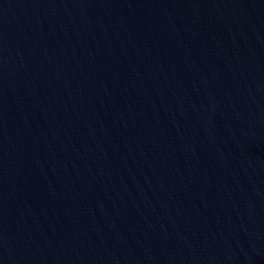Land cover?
Wrapping results in <instances>:
<instances>
[{
    "label": "water",
    "instance_id": "1",
    "mask_svg": "<svg viewBox=\"0 0 264 264\" xmlns=\"http://www.w3.org/2000/svg\"><path fill=\"white\" fill-rule=\"evenodd\" d=\"M0 264H264V0H0Z\"/></svg>",
    "mask_w": 264,
    "mask_h": 264
}]
</instances>
